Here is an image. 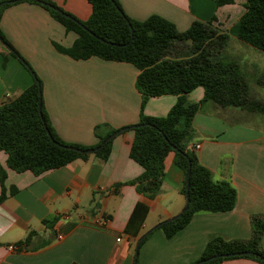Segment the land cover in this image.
<instances>
[{
  "label": "crops",
  "instance_id": "crops-1",
  "mask_svg": "<svg viewBox=\"0 0 264 264\" xmlns=\"http://www.w3.org/2000/svg\"><path fill=\"white\" fill-rule=\"evenodd\" d=\"M52 1L80 20L92 13L88 0ZM246 1L218 7L215 0H119L130 17L144 20L159 14L180 31L215 16L212 26L230 36L223 56L237 64L252 100L264 105V52L237 37ZM0 28L41 79L45 110L63 141L96 145L97 125H103L102 130L128 127L112 138L107 159L92 154L41 175L9 168L7 154L0 151V165L7 172L6 198L0 203V264H193L210 234L228 240L251 238L252 215L264 216V112L212 101L202 104L189 147L214 180L234 186L237 203L229 212H198L188 226L167 238L163 229H153L186 207V175L170 152L162 192L155 198L131 183L143 173L130 156L135 138L130 126L139 123L142 113L139 69L128 62L98 56L77 60L60 52L55 43L70 47L77 34L35 2L20 0L5 7ZM9 52L0 40V105L34 82L33 73ZM204 96L201 86L188 94L193 102ZM176 101L173 94L150 97L143 112L165 116ZM138 206L143 209L136 213ZM149 230L136 258L137 242ZM11 244L17 249H10ZM220 264L262 263L240 257Z\"/></svg>",
  "mask_w": 264,
  "mask_h": 264
},
{
  "label": "trees",
  "instance_id": "trees-1",
  "mask_svg": "<svg viewBox=\"0 0 264 264\" xmlns=\"http://www.w3.org/2000/svg\"><path fill=\"white\" fill-rule=\"evenodd\" d=\"M19 1L1 6L0 18L5 7ZM28 1L44 6L67 31L77 34L70 47L55 43L60 52L77 60L98 56L106 60L128 62L139 69L136 86L142 94V113L139 123L130 126L135 130L130 156L143 167V173L131 183L136 185L140 193L155 198L162 192L165 159L170 152L175 153V162L185 172L184 194H187L189 182V202L185 211L153 230L161 228L167 238H172L188 226L198 212L233 210L237 203L234 186L226 180H214L211 170L200 162L196 152L189 147L196 133L194 117L207 101L222 107L240 106L261 112H264V105L252 100L237 64L223 56L230 36L212 26L216 17L208 22L194 21L189 28L180 31L175 23L159 14H152L144 20L130 17L119 0H88L92 5V13L86 20L76 18L52 0ZM215 1L218 7L234 3V0ZM43 2L58 7L63 13ZM237 37L264 52V0L246 1ZM0 40L10 48V55L20 59L34 74L31 86L18 97L0 105V151L7 154V166L17 172L30 170L35 175H41L74 160H86L92 154L107 159L112 149V139L93 153L89 152L90 149L101 145L114 132H122L128 127L102 130L103 125H97L96 145L63 141L55 132L45 110L41 79L11 45L1 28ZM199 86L204 88L205 96L203 100L193 102L188 94ZM164 94L177 96L168 114H144L147 99ZM40 102L42 115L39 112ZM6 177V169L0 165V203L6 198ZM139 208L143 209L136 207V213ZM251 222L252 236L247 240H228L219 234H210L202 256L193 264L216 254L245 250L253 251L255 255L219 258L206 264H220L224 260L240 257L252 258L264 264V216L253 214ZM151 233L144 238L140 247Z\"/></svg>",
  "mask_w": 264,
  "mask_h": 264
},
{
  "label": "water",
  "instance_id": "water-1",
  "mask_svg": "<svg viewBox=\"0 0 264 264\" xmlns=\"http://www.w3.org/2000/svg\"><path fill=\"white\" fill-rule=\"evenodd\" d=\"M13 1H14V0H5V1H2V2H0V7L3 6L4 4H7V3H10V2H13ZM43 3H44V2H43ZM44 4H46V5H48V6L52 7V8H54L55 10H57V11H59V12H61V13H63L62 10H60V9H59L58 7H56V6H53V5H50V4H47V3H44ZM128 24H129L131 30L133 31V28H132V25L130 24V22H128ZM82 26H83L85 29H87L84 25H82ZM2 42H3V41H2ZM3 43H4V42H3ZM4 44L7 46L6 43H4ZM33 75H34V74H33ZM37 83H39V82L37 81ZM39 112H40V114L42 115V105H41V102L39 103ZM47 132H48L49 136L51 137V133H50V131H49L48 129H47ZM118 133H119V132L116 131V132H114L113 134L109 135V136L103 141V143H102L101 145H99V146L96 147V148L90 149L89 152L93 153V152H95L96 150L100 149L105 143H107L108 141H110V140H111L116 134H118ZM186 197H187V203H188V202H189V182H188V184H187V194H186ZM186 205H187V204H186ZM184 211H185V208L182 210V212H180V213H179L178 215H176L175 217L181 216V214H182ZM167 221H168V220L159 223L156 227H158V226L164 224V223L167 222ZM150 232H151V230H149L148 232L144 233V234L139 238V240H138V242H137V246H136V258H137V256H138V252H139V248H140V244H141V242L144 240V238H145L146 236H148V234H150ZM248 255H255V252L250 251V250H245V251H238V252H232V253H220V254H216V255H213V256H211V257H208V258H206V259L200 260V261H198L196 264H206V263H209V262L214 261V260L219 259V258L238 257V256H248ZM135 264H136V260H135Z\"/></svg>",
  "mask_w": 264,
  "mask_h": 264
},
{
  "label": "built area",
  "instance_id": "built-area-1",
  "mask_svg": "<svg viewBox=\"0 0 264 264\" xmlns=\"http://www.w3.org/2000/svg\"><path fill=\"white\" fill-rule=\"evenodd\" d=\"M199 147H200V145L195 146V148H199ZM118 240H121V237H118ZM9 247L12 250H16L18 246L16 244H11V245H9Z\"/></svg>",
  "mask_w": 264,
  "mask_h": 264
}]
</instances>
